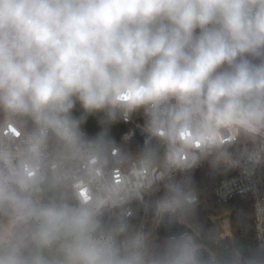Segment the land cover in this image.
<instances>
[{
    "label": "clouds",
    "instance_id": "9594fccd",
    "mask_svg": "<svg viewBox=\"0 0 264 264\" xmlns=\"http://www.w3.org/2000/svg\"><path fill=\"white\" fill-rule=\"evenodd\" d=\"M136 113L171 165L264 136V0H0V117L20 130L0 137V264H201L188 234L152 253L107 213L104 134Z\"/></svg>",
    "mask_w": 264,
    "mask_h": 264
},
{
    "label": "built area",
    "instance_id": "2783aa9c",
    "mask_svg": "<svg viewBox=\"0 0 264 264\" xmlns=\"http://www.w3.org/2000/svg\"><path fill=\"white\" fill-rule=\"evenodd\" d=\"M129 121L132 127L124 131L123 140L137 146H148L153 139H157L160 156L158 162L154 164L142 158L128 163L120 147L111 148L106 159V168L112 182L121 187V192L107 213L113 220L125 218L130 231H142L147 235L153 217L152 205L160 190L175 176L198 167L201 164L202 154L198 150L184 152L180 157L179 165H171L166 159L170 150L168 143L147 132L145 115L133 114ZM19 132V129L3 122L0 137L20 139ZM231 144H239V147L226 153L222 161L231 168L232 173L217 184L216 196L222 201L239 194L251 196L255 209L256 235L259 244L264 248V136L251 140L243 135L229 133L223 137L219 146ZM57 151L54 144L50 145V159L54 163ZM168 202L173 206L176 205L173 201ZM161 203L158 202L157 205V220L163 212L160 208Z\"/></svg>",
    "mask_w": 264,
    "mask_h": 264
},
{
    "label": "trees",
    "instance_id": "16d2710c",
    "mask_svg": "<svg viewBox=\"0 0 264 264\" xmlns=\"http://www.w3.org/2000/svg\"><path fill=\"white\" fill-rule=\"evenodd\" d=\"M80 112L81 109L77 106L75 114L79 115ZM97 119L96 116H90L83 125L89 139H94L101 131ZM3 122V117H0V130ZM131 127L132 123L129 120L119 121L107 127L103 141L105 159H108L111 148L118 146L128 163L138 158L150 164L158 162L159 140L153 139L148 146H137L123 140L122 134ZM236 147H239V144L218 146L212 152L202 154L201 164L198 167L175 176L160 190L152 205L153 217L147 231L150 252H159L166 239L155 231L158 221L156 217L158 202L173 201L181 207V220L192 226L200 234L202 244L212 251H216L217 229L211 218L231 213L230 227L234 235L235 247L242 256L239 264H264V248L257 239L255 209L251 196L239 194L222 201L215 192L217 184L232 173L231 168L223 163L222 157L234 151ZM149 151H151L150 156ZM56 194L58 193H48V195Z\"/></svg>",
    "mask_w": 264,
    "mask_h": 264
},
{
    "label": "water",
    "instance_id": "95a60500",
    "mask_svg": "<svg viewBox=\"0 0 264 264\" xmlns=\"http://www.w3.org/2000/svg\"><path fill=\"white\" fill-rule=\"evenodd\" d=\"M174 212L163 211L156 224L155 231L158 235L167 238L176 233L188 234L199 251L201 264H239L242 256L235 247V239L227 225L232 219L231 213L212 217L211 221L216 226L217 237L215 240L216 251H212L202 244L200 234L180 217L181 207L175 205Z\"/></svg>",
    "mask_w": 264,
    "mask_h": 264
},
{
    "label": "rangeland",
    "instance_id": "374dc122",
    "mask_svg": "<svg viewBox=\"0 0 264 264\" xmlns=\"http://www.w3.org/2000/svg\"><path fill=\"white\" fill-rule=\"evenodd\" d=\"M230 223H231V222H230ZM227 227H228V231H230V232L232 233V235H233V232H232V230H231L230 224H228ZM233 236H234V235H233Z\"/></svg>",
    "mask_w": 264,
    "mask_h": 264
}]
</instances>
